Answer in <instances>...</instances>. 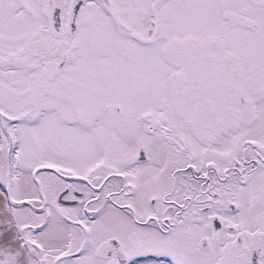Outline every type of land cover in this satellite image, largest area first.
Listing matches in <instances>:
<instances>
[{"label": "snow or ice", "instance_id": "snow-or-ice-1", "mask_svg": "<svg viewBox=\"0 0 264 264\" xmlns=\"http://www.w3.org/2000/svg\"><path fill=\"white\" fill-rule=\"evenodd\" d=\"M0 264H264V0H0Z\"/></svg>", "mask_w": 264, "mask_h": 264}]
</instances>
